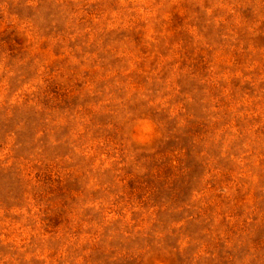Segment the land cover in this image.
I'll return each instance as SVG.
<instances>
[{
	"label": "rangeland",
	"instance_id": "1",
	"mask_svg": "<svg viewBox=\"0 0 264 264\" xmlns=\"http://www.w3.org/2000/svg\"><path fill=\"white\" fill-rule=\"evenodd\" d=\"M0 264H264V0H0Z\"/></svg>",
	"mask_w": 264,
	"mask_h": 264
}]
</instances>
